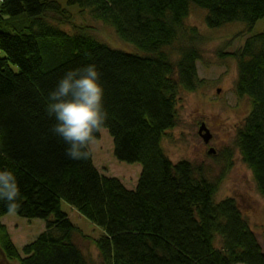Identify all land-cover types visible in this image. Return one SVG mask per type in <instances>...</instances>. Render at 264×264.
I'll use <instances>...</instances> for the list:
<instances>
[{"label": "trees", "instance_id": "trees-1", "mask_svg": "<svg viewBox=\"0 0 264 264\" xmlns=\"http://www.w3.org/2000/svg\"><path fill=\"white\" fill-rule=\"evenodd\" d=\"M67 6L88 10L141 54L112 49L85 29L65 33L59 26L73 15L54 0H0V168L18 178L16 214L45 223L19 251L0 222L4 260L93 264L73 240L80 233L61 210L65 202L101 228L94 245L102 264H264V249L237 201L214 198L231 153H223L226 165L212 178L201 165L172 162L162 147L177 125L179 91L200 83L199 30L186 28V18L197 8L210 29L241 23L236 37H246L229 56L237 67L235 94L248 98L251 110L235 146L264 198V29L251 34L264 18V0H67ZM90 62L104 87L109 119L102 129L113 140V156L141 165L133 188L101 173L90 148L87 160L69 159L50 131L45 97L65 71ZM7 213L0 203V219Z\"/></svg>", "mask_w": 264, "mask_h": 264}, {"label": "rangeland", "instance_id": "rangeland-1", "mask_svg": "<svg viewBox=\"0 0 264 264\" xmlns=\"http://www.w3.org/2000/svg\"><path fill=\"white\" fill-rule=\"evenodd\" d=\"M62 9L68 10L73 17L69 24L60 25L65 33L72 28L86 30L97 41L112 49L126 53L141 54L132 44L121 40L110 25L92 19L88 10L78 6H67V0H54ZM206 12L194 8L185 20V27H197L199 39L194 45L199 49L201 58L196 62L199 86L194 91L180 90L177 97V125L166 133L162 147L166 156L174 163L185 160L194 165L203 166L212 178L219 175L226 165L223 153H231L232 166L221 180L215 200L234 198L247 220L249 227L257 236L264 249V198L257 191L252 174L241 161L235 146L236 130L251 110L248 98H239L235 94L237 67L230 53L242 46L246 35L237 36L244 25L230 23L220 28L210 29L205 25ZM88 15V16H87ZM51 19L59 16L49 15ZM264 29V18L254 26L251 34ZM67 30V31H66ZM72 34V33H69ZM236 37V38H235ZM176 55L174 54V57ZM14 70L18 68L11 66ZM219 90V92H217ZM204 123L211 139L205 144L198 135V129ZM100 138L93 140L89 148L94 165L106 176L116 177L126 186L133 187L140 175L141 165L117 161L113 156V140L106 129H101ZM212 148L215 153L210 154ZM61 210L70 222L78 228L74 242L93 264H102L94 241L102 235L100 227L88 221L74 208L61 202ZM0 222L5 226L10 240L17 250L31 243L44 230L41 219L27 220L16 213H7ZM0 264H8L0 251ZM14 264V263H13Z\"/></svg>", "mask_w": 264, "mask_h": 264}, {"label": "clouds", "instance_id": "clouds-1", "mask_svg": "<svg viewBox=\"0 0 264 264\" xmlns=\"http://www.w3.org/2000/svg\"><path fill=\"white\" fill-rule=\"evenodd\" d=\"M45 111L54 120L50 131L63 141L65 155L75 161L87 160L89 145L109 119L97 64L90 62L65 71L45 97ZM20 199L14 170L0 168V203L14 214L21 207Z\"/></svg>", "mask_w": 264, "mask_h": 264}, {"label": "water", "instance_id": "water-1", "mask_svg": "<svg viewBox=\"0 0 264 264\" xmlns=\"http://www.w3.org/2000/svg\"><path fill=\"white\" fill-rule=\"evenodd\" d=\"M217 92H219V90H218ZM198 135L202 138V140H203V142H204L205 144H208V143H209V141H210V139H211V135H210V133H209V131H208V129L206 128V126H205L204 123H201V125H200V127H199V129H198ZM208 153H210V154H214L215 151H214V149L210 148V149L208 150ZM262 239H263V243H264V234H263V236H262Z\"/></svg>", "mask_w": 264, "mask_h": 264}, {"label": "crops", "instance_id": "crops-1", "mask_svg": "<svg viewBox=\"0 0 264 264\" xmlns=\"http://www.w3.org/2000/svg\"><path fill=\"white\" fill-rule=\"evenodd\" d=\"M134 186H135V185H134ZM134 186H133V187H134ZM126 187H128V186H126ZM133 187H128V188H133Z\"/></svg>", "mask_w": 264, "mask_h": 264}]
</instances>
